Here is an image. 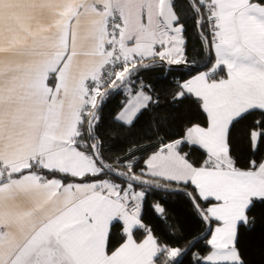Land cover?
<instances>
[{"label":"snow or ice","instance_id":"snow-or-ice-1","mask_svg":"<svg viewBox=\"0 0 264 264\" xmlns=\"http://www.w3.org/2000/svg\"><path fill=\"white\" fill-rule=\"evenodd\" d=\"M185 3L205 64L185 58L179 0H0V264H182L201 242L194 264H247L264 161L238 166L232 133L258 112L244 134L264 147V0ZM155 66L187 69L173 101L206 119L155 145L129 140L108 163L99 113L126 90L114 120L136 135L155 103L140 73ZM152 187L182 192L206 231L162 244L143 217Z\"/></svg>","mask_w":264,"mask_h":264},{"label":"trees","instance_id":"trees-1","mask_svg":"<svg viewBox=\"0 0 264 264\" xmlns=\"http://www.w3.org/2000/svg\"><path fill=\"white\" fill-rule=\"evenodd\" d=\"M184 5L182 15L185 17V30L183 38L185 41L184 55L186 60L191 63L205 64L208 62V49L203 44L198 34V29L194 27L191 18V10L187 8L185 0H179ZM146 62V61H145ZM187 69L182 66H172L169 70L160 66L142 69L140 79L145 85L151 86V92L155 103H153L143 115L140 116L136 128L130 135L127 129H121L115 123L114 118L124 104L128 95L126 90L120 93H113L109 97L101 112V120L96 131L103 138V151L111 163L113 157L122 155L128 146L129 140L141 139L145 145H155L160 138H165V133L169 136H176L192 124L203 123L206 119L205 114L191 98L183 103L174 102L172 93L175 90V82L187 79ZM259 113H254L239 125L232 133L233 139V158L238 162V166L245 167L250 160L261 162L264 160V147L253 152L244 134V129L251 123L259 120ZM158 133V135H157ZM154 136L152 140L147 137ZM190 157L199 160L202 153L185 148ZM139 166L145 167L141 154L137 153ZM172 188L177 187L172 185ZM147 195L143 203V217L153 230L162 244L167 243L172 246L184 247L188 240L206 231L207 225L200 222L195 215L192 205L188 198L178 191H162L160 189L148 188ZM159 204L163 209V215H159L153 210V205ZM251 215L256 217V224L253 226L255 231L249 229L241 230V251L247 264H264V205H257ZM183 237V240L180 238ZM179 240V244L177 241ZM204 248L203 242L191 252L182 256V264H194L193 254L201 252ZM203 254V252H201Z\"/></svg>","mask_w":264,"mask_h":264},{"label":"water","instance_id":"water-1","mask_svg":"<svg viewBox=\"0 0 264 264\" xmlns=\"http://www.w3.org/2000/svg\"><path fill=\"white\" fill-rule=\"evenodd\" d=\"M206 46V45H205ZM206 49H207V46H206ZM146 63H147V61H146ZM152 188H154V189H160V190H162V191H169V190H165V189H163V188H155V187H152Z\"/></svg>","mask_w":264,"mask_h":264},{"label":"crops","instance_id":"crops-1","mask_svg":"<svg viewBox=\"0 0 264 264\" xmlns=\"http://www.w3.org/2000/svg\"><path fill=\"white\" fill-rule=\"evenodd\" d=\"M120 111H121V109L119 110V112H120ZM119 112H118V113H119ZM118 113H117V114H118Z\"/></svg>","mask_w":264,"mask_h":264},{"label":"rangeland","instance_id":"rangeland-1","mask_svg":"<svg viewBox=\"0 0 264 264\" xmlns=\"http://www.w3.org/2000/svg\"><path fill=\"white\" fill-rule=\"evenodd\" d=\"M264 161V160H263Z\"/></svg>","mask_w":264,"mask_h":264}]
</instances>
